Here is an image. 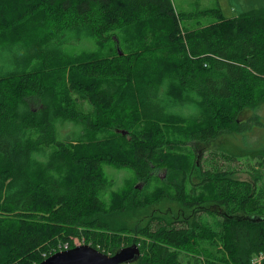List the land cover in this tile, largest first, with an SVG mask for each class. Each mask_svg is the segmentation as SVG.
Here are the masks:
<instances>
[{
  "label": "trees",
  "instance_id": "obj_1",
  "mask_svg": "<svg viewBox=\"0 0 264 264\" xmlns=\"http://www.w3.org/2000/svg\"><path fill=\"white\" fill-rule=\"evenodd\" d=\"M199 14L216 21L187 30L171 0H0V264L75 239L136 244L130 264H264V154L251 180L198 161L264 107V9ZM165 201L180 216L141 225Z\"/></svg>",
  "mask_w": 264,
  "mask_h": 264
},
{
  "label": "rangeland",
  "instance_id": "obj_2",
  "mask_svg": "<svg viewBox=\"0 0 264 264\" xmlns=\"http://www.w3.org/2000/svg\"><path fill=\"white\" fill-rule=\"evenodd\" d=\"M171 1L176 12L182 17L183 26L187 30L206 27L215 23L216 20L214 17L199 14V12L205 10L220 7L226 19H233L253 10L264 9V0ZM185 16L189 17L186 18ZM79 47H84L86 50H93L95 44L93 41H88L80 44ZM87 103L83 108L79 106L81 111L86 112L89 110ZM243 122L247 123V126L236 136L231 133H225L215 142L210 143L208 147H200L198 150V161L202 162L205 170L214 168L219 169L217 171H231L237 174V178L245 180H251L254 177L255 170L252 168L259 162L260 156L264 154V107L259 110H248L243 117ZM202 149L205 151L201 159L200 152ZM105 172L108 179L116 178V183L114 182L115 191L125 189L126 186L124 185L129 175L119 173L107 167L105 168ZM141 186L142 184L139 185V187ZM109 194L110 192L107 193V197ZM181 210V207L176 203L170 201L162 202L141 215L143 218L141 225L144 226L153 217H175L174 215L180 214ZM135 221L133 222L134 224L136 223Z\"/></svg>",
  "mask_w": 264,
  "mask_h": 264
},
{
  "label": "water",
  "instance_id": "obj_3",
  "mask_svg": "<svg viewBox=\"0 0 264 264\" xmlns=\"http://www.w3.org/2000/svg\"><path fill=\"white\" fill-rule=\"evenodd\" d=\"M140 257V248L136 244L121 249L115 255H107L90 245H82L55 253L40 264H130Z\"/></svg>",
  "mask_w": 264,
  "mask_h": 264
},
{
  "label": "built area",
  "instance_id": "obj_4",
  "mask_svg": "<svg viewBox=\"0 0 264 264\" xmlns=\"http://www.w3.org/2000/svg\"><path fill=\"white\" fill-rule=\"evenodd\" d=\"M74 243H75V247H78V245H81V246L84 245V242H83V241H80V240H78V239H75V240H74ZM70 249H72V248H71V246L68 244V245L62 247V250H61V251H68V250H70Z\"/></svg>",
  "mask_w": 264,
  "mask_h": 264
},
{
  "label": "bare ground",
  "instance_id": "obj_5",
  "mask_svg": "<svg viewBox=\"0 0 264 264\" xmlns=\"http://www.w3.org/2000/svg\"><path fill=\"white\" fill-rule=\"evenodd\" d=\"M88 246V245H87ZM81 247V246H80ZM62 252V251H61Z\"/></svg>",
  "mask_w": 264,
  "mask_h": 264
}]
</instances>
